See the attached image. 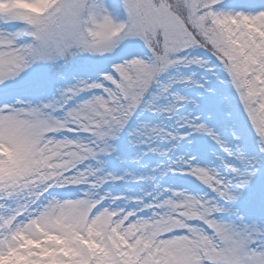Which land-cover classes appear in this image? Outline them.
I'll list each match as a JSON object with an SVG mask.
<instances>
[{
    "label": "rangeland",
    "instance_id": "rangeland-1",
    "mask_svg": "<svg viewBox=\"0 0 264 264\" xmlns=\"http://www.w3.org/2000/svg\"><path fill=\"white\" fill-rule=\"evenodd\" d=\"M0 264H264V0H0Z\"/></svg>",
    "mask_w": 264,
    "mask_h": 264
}]
</instances>
